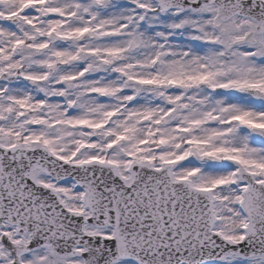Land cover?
<instances>
[{
  "label": "snow or ice",
  "instance_id": "6c2138e0",
  "mask_svg": "<svg viewBox=\"0 0 264 264\" xmlns=\"http://www.w3.org/2000/svg\"><path fill=\"white\" fill-rule=\"evenodd\" d=\"M0 264H264V0H0Z\"/></svg>",
  "mask_w": 264,
  "mask_h": 264
}]
</instances>
